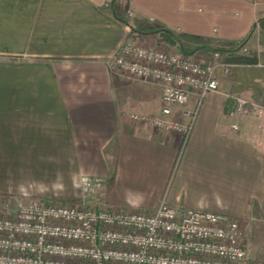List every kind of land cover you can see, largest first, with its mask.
<instances>
[{"label": "crops", "instance_id": "obj_1", "mask_svg": "<svg viewBox=\"0 0 264 264\" xmlns=\"http://www.w3.org/2000/svg\"><path fill=\"white\" fill-rule=\"evenodd\" d=\"M113 1L0 0V196L225 212L239 220L250 258L264 262V136L253 126L264 117V0H128L122 18ZM133 25L245 49L217 60L211 47L183 42L214 64L220 87L203 100L182 153L177 134L130 118L160 112L161 85L107 63ZM236 95L252 103L248 112L235 110ZM194 105L175 106L172 118L187 121ZM83 175L102 179L97 194L83 191Z\"/></svg>", "mask_w": 264, "mask_h": 264}, {"label": "built area", "instance_id": "obj_2", "mask_svg": "<svg viewBox=\"0 0 264 264\" xmlns=\"http://www.w3.org/2000/svg\"><path fill=\"white\" fill-rule=\"evenodd\" d=\"M248 1L257 4L262 0ZM151 33L134 32L107 63L113 72L161 85L160 112L153 116L134 113L130 118L177 134L182 153L203 100L209 92L219 90V80L213 63L166 46L167 30L160 27ZM243 49L215 51L213 56L222 60L225 54ZM223 65L228 73L230 64ZM191 100L194 107L184 110L187 121L172 118L175 106ZM234 100L240 113L248 112L252 105L242 96L236 95ZM102 182L100 177H81L82 189L89 194L98 192ZM0 264L264 262L250 258L239 220L228 213L181 207L166 200L152 210L101 205L96 198L91 203L82 199L72 204L34 200L9 216H0Z\"/></svg>", "mask_w": 264, "mask_h": 264}, {"label": "rangeland", "instance_id": "obj_3", "mask_svg": "<svg viewBox=\"0 0 264 264\" xmlns=\"http://www.w3.org/2000/svg\"><path fill=\"white\" fill-rule=\"evenodd\" d=\"M157 28H159V27L156 26V25L155 26H151L148 29H146V28H144V27H142L140 25H133L132 30H133V32H135V34L144 33V32H150L151 33V32H154ZM152 35H151L150 38H152ZM163 43H165L166 46H169V47H172V48L174 47L178 51H181L183 53L185 52V54H186V51H187V48L186 47H183L182 48L179 44H177V43L175 44V43L169 42L167 40H164ZM115 73L118 74V75H123V74H121L119 72H115ZM254 121L257 122V124H253V126L257 125V127L258 126L259 127H263V129H262L263 132L261 131V135L264 136V117L257 116ZM260 123H262V124H260ZM97 193L98 192H96V194ZM86 196H87V194L83 198H77L76 196H72V197H70V196H68V197H59V198H55V197H38V198H32L31 201H29L28 203H26L29 200L26 197L21 196L17 200V198H14V197H10V196H6L4 194H1V196H0V206H1V208H0V210H1L0 211V216H9V215H11L13 213L14 210L13 209H10L9 208V205H7V204H10L9 203L10 201L11 202L12 201H16L18 203L21 201V203H19L21 206H23V204L24 205H27L30 202L34 201V200H41V201H45V202L63 203V204H72V203H75L76 201H80L82 199H85V200H87V202H90V203L91 202H94L92 199H89ZM18 207H20V206H18Z\"/></svg>", "mask_w": 264, "mask_h": 264}, {"label": "trees", "instance_id": "obj_4", "mask_svg": "<svg viewBox=\"0 0 264 264\" xmlns=\"http://www.w3.org/2000/svg\"><path fill=\"white\" fill-rule=\"evenodd\" d=\"M111 9L113 11V14L116 17L122 18L123 14L129 10V2L128 0H114L111 4ZM260 25L264 28V19L260 20ZM165 38L169 40L170 42L179 41L182 48H183L184 41L193 42L195 44H199L205 47H211L212 49L222 52V53H225L228 49H233L237 47V45H234V44H226L222 46H211L210 42L207 41L205 38H202L199 36L187 35V34L176 35V34H173L172 32H168ZM225 59L231 62H235V63L237 62L238 63H248V62L250 63V62L255 61L253 58H249L243 55H229V56H226Z\"/></svg>", "mask_w": 264, "mask_h": 264}]
</instances>
